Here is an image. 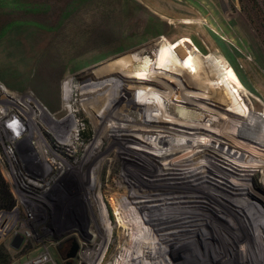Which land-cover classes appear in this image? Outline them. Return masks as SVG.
I'll use <instances>...</instances> for the list:
<instances>
[{"label": "bare ground", "instance_id": "obj_1", "mask_svg": "<svg viewBox=\"0 0 264 264\" xmlns=\"http://www.w3.org/2000/svg\"><path fill=\"white\" fill-rule=\"evenodd\" d=\"M170 43L172 48L168 49ZM159 46L153 51L137 49L102 65L104 77L115 78V83L95 85L85 82L93 81L92 77L79 81L76 76L77 84L89 86L94 96L102 94L97 112L89 118L97 120L102 116L106 125V131L101 133L96 122L94 139L87 141L81 151L80 163L88 165L81 174L86 179V201L95 214V226L88 225L80 237L87 243L98 239L99 244V248L85 250L81 256L88 263L95 257V264L99 258L98 263L105 264L109 251L103 249L115 243V257H119L116 264H135L141 258L148 264H264V192H256L262 215L253 212L254 217L246 197L254 185L243 181L248 179L245 175L249 168L256 167L259 155L258 123L264 120L258 115L260 102L253 105L254 114L246 122L248 106L241 94L244 87L229 62L215 54L200 56L189 36L175 41L162 36ZM158 59L161 68L154 74L149 63ZM138 64L142 66L134 70L132 66ZM168 77L174 79L165 81ZM74 83L71 80L62 84L64 103L71 105ZM148 88V94L139 92ZM235 94L239 95L234 97ZM8 98L3 94L0 100L1 113L13 105L23 115L32 116L34 133L47 128L56 143L69 148L70 156L79 152L80 138H75L77 126L72 119L77 110L56 119L62 110L52 113L53 117L35 99ZM82 131L79 129L76 135ZM213 135L218 138L212 140ZM43 140L38 139L36 144L49 166H68ZM104 144L107 147L103 148ZM109 159L121 163L123 178L117 186L111 174L107 176L109 183L102 184ZM261 168L264 169V159ZM201 174L218 177L220 183L214 186L202 180ZM229 177L236 180L230 183ZM213 199L218 209L211 208ZM196 202L201 205L199 210L195 209ZM110 209L116 216L115 226L110 222ZM236 216H244L245 223L237 224L238 229L225 225L227 218L234 222ZM217 229H221L220 233L210 232ZM252 233L260 238L246 241L240 246L246 249L237 255L236 242ZM136 250H142L141 258L132 256Z\"/></svg>", "mask_w": 264, "mask_h": 264}, {"label": "rangeland", "instance_id": "obj_2", "mask_svg": "<svg viewBox=\"0 0 264 264\" xmlns=\"http://www.w3.org/2000/svg\"><path fill=\"white\" fill-rule=\"evenodd\" d=\"M162 36L170 41L189 36L198 46L200 56L215 54L229 62L244 87L241 94L244 105L248 106L245 121H250L248 119L254 114L253 105L258 102V115L264 118V0H0V100L3 94H6L8 99L14 97V100L35 99L48 109L51 115L62 110L56 119L77 110L79 113L73 114L72 119L77 126L75 138H80L78 143L81 145L79 152L70 156L69 148L56 143L47 128L34 133V124L30 122L32 116L23 115L13 105L5 110V114L1 113L0 108V175L8 190L11 192L7 177V171L11 167L22 174L24 168L32 167L41 171L45 166L49 169L47 174L51 181V195L49 194L47 203L35 208V231L42 240H28L23 247L13 249L9 245V233L5 238H0V247H3L10 257L9 264H21L24 259L36 255L41 250L48 251L56 264H95V257L94 261L88 263L81 256L85 250L99 248V244L98 239L87 243L80 237L82 230L85 232L88 225L95 226V214L86 201V196H89L85 189L86 179L81 174L86 172L88 165H82L80 157L86 144L94 139L96 122L100 125L101 133L106 131V125L102 116H98L97 120L89 118L92 112H97L102 94L96 93L94 96V91H91L89 86L85 87L81 82L77 84L76 76L80 78L79 81L92 77L93 81L85 82H93L95 85L110 81V84L115 83V78L104 77L102 65L137 49L158 50ZM171 44L167 45L168 49L172 48ZM142 64L132 68L137 70ZM159 64L160 59L149 63L152 73H159ZM169 79L174 78H164L165 81ZM71 80L76 83L73 85L75 91L70 105L64 103L61 97L62 84L66 85ZM1 87L7 91H3ZM144 91L148 94L150 89H142L139 92ZM237 95L239 94L234 97ZM208 102L212 104L211 101ZM258 125L260 149L256 167H250L245 175L248 179L243 180L254 185L250 195H246L253 216V212L258 216L262 215V208L258 206H262L261 199L257 197L256 192H264V169L261 168L264 159V120ZM14 127L20 133L18 136L12 130ZM79 129L83 131L81 135H76ZM208 137L211 138L210 135ZM213 138L218 137L213 135L212 140ZM38 139H44L43 142H47L46 145L51 151L64 159L63 162L68 166H61V169L57 168L59 165L49 166L36 144ZM105 147L107 144L103 145V148ZM219 164L226 168L221 162ZM121 168L120 160L109 159L102 173V184L105 186L109 183L107 176L111 174L113 184L119 185L123 178ZM237 172L240 173L238 170ZM201 175L202 180L214 186L220 183L218 177ZM228 180L233 183L236 178L229 177ZM189 182L195 184L196 181L191 178ZM234 192L232 191V194H237ZM12 198L14 200L13 195ZM107 198L108 196L106 202L109 204ZM210 206L218 209L214 199L210 201ZM200 207L199 203L195 205L196 210ZM8 210L11 208L0 209ZM22 217L20 211H15L12 216L5 214L4 222H8L10 227L13 220L19 221ZM115 219L116 216L110 209V222L114 226L117 224ZM227 221L225 225L233 229H238L237 224L245 223L244 216H236L234 222L230 221V218H227ZM10 230L12 229H8ZM239 230L241 232L242 228ZM220 231L221 229H217L210 232L215 234ZM2 234L3 229H0V235ZM247 238L234 245L237 246V255H242L246 249L240 247L244 246L246 241H257L260 236L252 233ZM73 242L77 246L76 256L65 258ZM154 242L155 239L151 240L152 247ZM225 246L223 245L224 248ZM115 248V243H110L103 249L104 252H110L105 264H116L119 257H115L118 250ZM132 256L141 258L142 250L133 251ZM126 259L129 260V257L126 256ZM100 260L101 258L97 259L96 264H99ZM139 262L140 259L135 261V264H148L143 258ZM127 263L131 264V261H126Z\"/></svg>", "mask_w": 264, "mask_h": 264}, {"label": "built area", "instance_id": "obj_3", "mask_svg": "<svg viewBox=\"0 0 264 264\" xmlns=\"http://www.w3.org/2000/svg\"><path fill=\"white\" fill-rule=\"evenodd\" d=\"M43 168L41 171L32 167L24 168V173L22 174H20L21 172L17 173L14 167L9 168L7 171L11 193L15 202L11 210L0 211V218H2L0 221V229H3V234L0 235V238H5L8 235L7 233H9L8 237L11 240L15 234H20L23 237L20 248L28 240H42L37 231H35L34 224L37 220L35 208L38 205L47 203L51 190V185L49 184L51 181L47 174V170L49 169L45 166ZM15 211H20L23 217L19 221L16 219L13 220L9 227L7 225L8 222H4L5 214L12 216ZM8 229L12 230L8 231ZM21 264H56V262L48 251L41 250L36 255L24 259Z\"/></svg>", "mask_w": 264, "mask_h": 264}, {"label": "trees", "instance_id": "obj_4", "mask_svg": "<svg viewBox=\"0 0 264 264\" xmlns=\"http://www.w3.org/2000/svg\"><path fill=\"white\" fill-rule=\"evenodd\" d=\"M14 200L7 184L0 175V209H8L13 206ZM67 248V247H66ZM10 257L3 247H0V264H9Z\"/></svg>", "mask_w": 264, "mask_h": 264}, {"label": "water", "instance_id": "obj_5", "mask_svg": "<svg viewBox=\"0 0 264 264\" xmlns=\"http://www.w3.org/2000/svg\"><path fill=\"white\" fill-rule=\"evenodd\" d=\"M22 242H23V237L20 234H15L13 238L10 240L9 245L13 249H19ZM76 251H77V246L73 242V245L70 248V250L66 253L65 258H73L76 254Z\"/></svg>", "mask_w": 264, "mask_h": 264}, {"label": "clouds", "instance_id": "obj_6", "mask_svg": "<svg viewBox=\"0 0 264 264\" xmlns=\"http://www.w3.org/2000/svg\"><path fill=\"white\" fill-rule=\"evenodd\" d=\"M16 124H17V126H19L18 122H16ZM12 130L17 136L20 134L19 131L16 130V127H14Z\"/></svg>", "mask_w": 264, "mask_h": 264}]
</instances>
